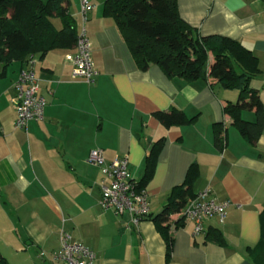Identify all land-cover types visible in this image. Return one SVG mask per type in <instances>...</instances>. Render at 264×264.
<instances>
[{
    "label": "crops",
    "instance_id": "1",
    "mask_svg": "<svg viewBox=\"0 0 264 264\" xmlns=\"http://www.w3.org/2000/svg\"><path fill=\"white\" fill-rule=\"evenodd\" d=\"M89 2L84 29L97 75L93 83L72 78L66 55L74 46L34 55L46 101L41 120L14 128L12 84L23 64L15 60L5 70L0 64V254L9 264H61L52 254L65 233L93 250L94 264H264V125L250 143L222 112L227 101L237 100L236 89L209 77H167L157 65L140 70L113 20L102 15L104 0ZM69 3L79 28L80 0ZM177 10L198 34L225 36L250 50L258 68L250 86L264 110V0H177ZM171 109L193 120L165 127L154 114ZM240 118L254 121V111L241 110ZM214 124L221 149L214 146ZM161 137L143 188L151 217L134 227L127 213L99 207L102 174L87 156L98 148L105 165L126 156L138 183ZM192 163V193L209 188V197L228 206L222 220L207 217L199 234L192 221L172 214L166 259V242L152 217ZM209 229L219 230L225 244L207 238ZM261 242L259 261H253L249 250Z\"/></svg>",
    "mask_w": 264,
    "mask_h": 264
},
{
    "label": "trees",
    "instance_id": "2",
    "mask_svg": "<svg viewBox=\"0 0 264 264\" xmlns=\"http://www.w3.org/2000/svg\"><path fill=\"white\" fill-rule=\"evenodd\" d=\"M69 5V0H0L2 69L15 60L24 65L31 56L38 54L42 58L51 50L73 47L79 28ZM102 15L113 20L140 70L157 65L167 77L189 80L209 77L223 88L236 89L237 100L227 101L222 112L232 118L233 125L246 141L253 143L258 139L264 125V110L256 90L250 86L258 73L257 59L250 50L225 36L198 34L180 18L177 0H104ZM209 56L212 57L210 64ZM245 109L254 111V121L240 118V111ZM154 115L165 127L193 120L176 109L158 111ZM214 133V146L221 149L223 138L218 124H214ZM163 142V137L159 138L146 157L144 174L136 183L138 190L143 189L149 179L155 154ZM196 177L197 167L192 163L183 182L171 189L162 210L152 217L166 242V259L172 240L167 232L169 218L195 195L192 184ZM206 233L207 238L225 244L219 230L209 229ZM262 243L249 250L251 260L259 261ZM0 264H9L2 254Z\"/></svg>",
    "mask_w": 264,
    "mask_h": 264
},
{
    "label": "built area",
    "instance_id": "3",
    "mask_svg": "<svg viewBox=\"0 0 264 264\" xmlns=\"http://www.w3.org/2000/svg\"><path fill=\"white\" fill-rule=\"evenodd\" d=\"M93 4L89 0H80V19L74 52L66 55L70 64L72 78L93 83L97 71L91 60V44L85 35L84 23ZM12 103L15 105L16 115L14 128L24 129L28 122L42 119L45 99L39 94V79L33 69L31 56L20 69L12 84ZM87 162L100 167L102 179L99 182L100 197L98 205L101 209H111L117 214L127 213L132 226L149 215V203L143 189L138 190L128 169L126 156L115 157L110 163L104 164L102 151L94 148L89 151ZM210 189L205 188L190 198L178 214L184 220L193 223V233L205 231L204 220L216 216L220 220L224 217L228 206L227 201H216L210 196ZM94 252L81 242L74 241L65 233L60 235V248L52 254V258L61 264H94Z\"/></svg>",
    "mask_w": 264,
    "mask_h": 264
},
{
    "label": "rangeland",
    "instance_id": "4",
    "mask_svg": "<svg viewBox=\"0 0 264 264\" xmlns=\"http://www.w3.org/2000/svg\"><path fill=\"white\" fill-rule=\"evenodd\" d=\"M58 25V24H57Z\"/></svg>",
    "mask_w": 264,
    "mask_h": 264
}]
</instances>
